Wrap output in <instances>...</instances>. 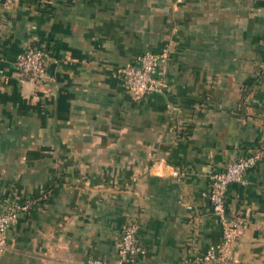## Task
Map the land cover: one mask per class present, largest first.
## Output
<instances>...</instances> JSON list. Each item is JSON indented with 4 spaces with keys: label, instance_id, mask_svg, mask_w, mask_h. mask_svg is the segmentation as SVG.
I'll use <instances>...</instances> for the list:
<instances>
[{
    "label": "crops",
    "instance_id": "0c3cea01",
    "mask_svg": "<svg viewBox=\"0 0 264 264\" xmlns=\"http://www.w3.org/2000/svg\"><path fill=\"white\" fill-rule=\"evenodd\" d=\"M35 47L41 83L15 67ZM163 49L165 86L131 97L116 69ZM255 150L227 264H264V0H0V209L31 202L0 264H119L128 221L133 264H197L221 238L212 178Z\"/></svg>",
    "mask_w": 264,
    "mask_h": 264
},
{
    "label": "built area",
    "instance_id": "2783aa9c",
    "mask_svg": "<svg viewBox=\"0 0 264 264\" xmlns=\"http://www.w3.org/2000/svg\"><path fill=\"white\" fill-rule=\"evenodd\" d=\"M166 49L159 53L145 52L133 64L118 67L114 73L127 94L135 99H141L148 94L160 92L165 86ZM21 79L33 83L46 80L44 50L42 48H28L20 53L15 61ZM262 152H254L239 156L226 163L223 171L216 174L210 183L208 200L212 212L216 215L221 228L220 243L217 248L208 250L197 264H227L231 249L238 239L244 224L242 220L231 215L227 208V191L231 183L244 184L246 171L257 164ZM154 167L164 169V164L157 161ZM174 174H176L174 172ZM31 202L11 204L0 209V255L11 249L12 240L8 242L7 232L15 222L20 212L28 210ZM188 208H191L190 206ZM137 224L128 221L122 228L119 245V264H133L138 256L145 253V249L136 241ZM69 264V263H64ZM82 264H107L98 258H88Z\"/></svg>",
    "mask_w": 264,
    "mask_h": 264
}]
</instances>
